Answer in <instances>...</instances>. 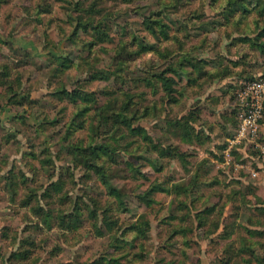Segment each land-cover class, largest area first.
I'll return each instance as SVG.
<instances>
[{"label": "rangeland", "instance_id": "374dc122", "mask_svg": "<svg viewBox=\"0 0 264 264\" xmlns=\"http://www.w3.org/2000/svg\"><path fill=\"white\" fill-rule=\"evenodd\" d=\"M263 74L264 0H0V264H264Z\"/></svg>", "mask_w": 264, "mask_h": 264}, {"label": "built area", "instance_id": "2783aa9c", "mask_svg": "<svg viewBox=\"0 0 264 264\" xmlns=\"http://www.w3.org/2000/svg\"><path fill=\"white\" fill-rule=\"evenodd\" d=\"M237 105L240 111L239 126L235 140L230 143L234 144L243 139L254 143L260 153L258 163L264 169V144L256 142L259 123L264 116V74L241 83L237 92Z\"/></svg>", "mask_w": 264, "mask_h": 264}, {"label": "trees", "instance_id": "16d2710c", "mask_svg": "<svg viewBox=\"0 0 264 264\" xmlns=\"http://www.w3.org/2000/svg\"><path fill=\"white\" fill-rule=\"evenodd\" d=\"M128 118L129 117H127L123 111L122 112H118V117L116 116V119L118 120L117 122H119L120 124L125 126L127 128L128 132L134 133V134H137V133L141 132L140 131L141 128L131 126L130 121H129ZM193 119H194V117H193ZM190 121L191 120H189V118L187 119V118L183 117L181 119H178V120L174 121V123H175L174 125L177 128L186 126V127L191 128L192 131H193V127L191 126L192 123H190ZM178 154H179L180 157L182 156L180 153H178V151L173 150V157L178 155ZM13 186H14V184H10V187L14 188Z\"/></svg>", "mask_w": 264, "mask_h": 264}]
</instances>
